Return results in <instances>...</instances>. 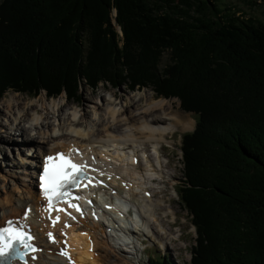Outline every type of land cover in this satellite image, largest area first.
Here are the masks:
<instances>
[{
	"label": "trees",
	"instance_id": "1",
	"mask_svg": "<svg viewBox=\"0 0 264 264\" xmlns=\"http://www.w3.org/2000/svg\"><path fill=\"white\" fill-rule=\"evenodd\" d=\"M100 83L195 116L178 195L190 264H264V26L212 0H1L0 99L76 101L81 84Z\"/></svg>",
	"mask_w": 264,
	"mask_h": 264
},
{
	"label": "bare ground",
	"instance_id": "2",
	"mask_svg": "<svg viewBox=\"0 0 264 264\" xmlns=\"http://www.w3.org/2000/svg\"><path fill=\"white\" fill-rule=\"evenodd\" d=\"M113 96H110L108 99L106 98L108 103L105 105L104 103H100V101L93 102V116L91 119L88 118V122H85L88 130H84L80 127L81 119L76 117V112H74V110V113L71 114V120L64 118L63 114H59L57 119L54 120V123H51L49 121L50 114L57 108V104L53 100L48 103L44 96L38 99V102H33L39 104L42 114L39 113L38 109L34 110V104L30 106L31 112L29 111L30 113H28L20 110L19 100L17 102L16 97L4 99L2 102L5 121L3 127L10 135H16L15 133L20 131V134H24L26 138H29L27 143L35 148L27 150L26 152L24 146H22L19 141L14 143L15 146H17L16 143L22 146V148H18L16 154L18 158H16V160L19 163V167L23 168V174L27 178L26 181H28V183L26 182L25 184V190L23 189L24 195L27 193L29 195L26 199L23 197L22 199L20 198L21 201L17 203L15 201L16 204H14L13 198L9 196L10 194L8 193L9 195H6L5 198L0 201V225L5 219L18 217L25 206H30L32 210L34 209L33 205L37 197L34 190V183L31 182V178L34 175V170L37 167L39 158L44 154H50L56 150H60V148L67 147L68 144H74L83 149L90 148L97 155H100L101 152H105L107 157L111 159L112 164L119 166L116 168V174L121 176L120 181L129 180L133 184V189L128 193H124L125 196L131 199L132 206L135 208L139 219V221L134 224L135 228L133 232L129 233L131 237L134 235L138 237L153 236L155 232L158 234L159 238L163 240L167 239L166 235L168 230L163 226L162 220H159L155 215L159 203L161 204L164 202H159L158 199L154 200V195H151L148 199L143 198L142 193L148 191V188H150L148 186L149 178H157L158 182H161V180L164 181V175L166 174L162 172V167L166 165L167 160L165 164H161L162 161L160 160L163 156L161 155L162 147L160 142L166 139L174 127L176 128L178 125L182 126L183 121L180 120L176 114L171 116V114L165 111L166 107L171 108V103L168 101L159 99L153 102L152 100V103L146 105V108L138 109L136 113L132 115L129 113L131 110L128 111L126 106L119 107L117 104H114L112 101ZM133 97L136 98L137 96L135 97V95H132V98ZM40 100L42 102H40ZM44 111H46V113H43ZM158 111L162 112L159 116L161 115L165 117V119L171 120V123L162 124V120H153L152 118L139 116L147 113L155 114L158 113ZM24 121H27L28 124L23 123ZM15 126L16 128H14ZM28 130L29 135H27ZM23 139L24 138L21 139V142L24 144ZM167 141L168 140L165 142ZM146 143L151 144L149 151L156 154L153 158L144 150V145ZM164 146L169 147L165 144ZM19 149L26 153L23 152L21 154ZM23 154L25 155L24 159ZM137 156L139 157L136 165H131V159ZM166 168H169L168 164ZM120 181L115 182L112 188L113 190L119 191L121 189L119 185ZM112 213L113 212H109V214ZM106 214L107 213H104V215ZM167 216L169 217V213ZM29 224L35 231L39 244L44 243L42 234L33 227L35 225V220L33 218L29 219ZM104 229L105 228L100 224L94 223L88 218L81 221L80 228L75 229L76 234L86 231L91 236L93 241L92 249L95 252V255L86 253L85 250L88 245H85L83 237L76 235L73 241L76 246L80 245L82 247V250L77 253L76 260L79 264H95L96 260L94 259H102L103 253L98 246L103 248L102 246H105L106 243L109 244L108 246L112 248L115 254L119 253L118 256L113 257V260L108 261V263L106 262V264H115V262L118 264H128L125 259L119 258L122 257L120 256L122 249L110 244L109 240L104 236ZM140 231L147 235H142ZM137 233H140V235ZM162 236L164 237L162 238ZM165 246L162 244V248ZM132 247H134V244ZM47 249L49 248H45L44 252L38 255L34 264H62L58 258L45 254L47 253ZM117 250H120V252Z\"/></svg>",
	"mask_w": 264,
	"mask_h": 264
},
{
	"label": "rangeland",
	"instance_id": "3",
	"mask_svg": "<svg viewBox=\"0 0 264 264\" xmlns=\"http://www.w3.org/2000/svg\"><path fill=\"white\" fill-rule=\"evenodd\" d=\"M212 2L217 4L218 8L223 12L224 15L228 14L229 16H232L244 22H251L253 24L259 23L264 26V0H212ZM189 14L192 13L189 12ZM167 64H169L168 55L164 53L160 58L158 68L163 69ZM132 95H135V97H137L132 98ZM42 96H44V93L42 92L35 98H31V96L8 91L0 99V201L4 199L6 195L9 194V196L13 198L14 204L20 202L22 197L24 199L28 197V193L24 195L25 184L26 182L28 183V181H26L27 178L23 174V168L19 167L18 165L19 163L16 160V158L18 157L16 156V154L18 152V148H22V146H24L26 152L27 150L35 148L31 147V145L27 143L29 138H26V135L24 134H20V131H17L15 133L17 136L13 134L10 135L3 127L5 121L3 116L4 106L2 105V102L6 98L10 99L11 97H16V101L18 102L19 100L18 103L21 107L20 110L30 113V106L34 104V110L38 109L39 113L42 114L39 104L33 103L38 99H41ZM110 96H113L112 101L114 102V104H117L119 107L126 106L128 111L133 110L132 112H129L132 115H134L138 109L146 108V105L152 103V100L153 102H155L161 99L155 98V96L149 89L128 91L123 85L113 89L109 85H101V83L95 89H89L87 86L81 84L80 89L78 91V99L76 101H66L64 99L63 94H60L59 96L54 98H46L45 96L44 97L48 103L49 101L51 102L53 100L57 104V108H55L54 110L52 109L53 111L50 114L49 121L51 123H54V120L57 119V116L59 114H63L64 118L71 120V114L76 112V117L81 119L80 127H82V129L84 130H88L87 124L85 122H88V120L91 119L93 116V102L100 101V103H104L105 105L108 103V100H106V98L108 99L110 98ZM161 100L168 101L171 103L172 109L166 107V112L171 114V116L176 114L177 117L183 121L182 126L178 125L176 126V128L174 127L171 133H169V135L166 137V139L160 142V145L162 147L161 155L163 156L161 158V161L163 164H165L167 160L166 165H169V168H166V165L162 167V172L166 174L164 175V181L161 180V182H158L157 184H150V188L153 189V199H158L159 202H164L161 204L159 203V207L156 209L155 215L159 220H162L163 226L168 230V233L166 235L167 239L163 240L159 238L158 234H156L155 232L153 236L138 237L134 235L131 237V235H124V237L121 238L119 245L115 243L114 246L122 249V252H120V250H117L118 252H120V256H122L119 258L125 259L128 264H147L148 260L152 258L159 259L163 258L164 256L170 261L171 264H188L190 258V251L194 245V233L189 224V217L183 211V208L175 195L176 189L180 181L182 180V166L180 163L179 151L180 137L183 133L192 131L194 127V117L189 113L181 111L179 109V102L176 99ZM40 102L42 101L40 100ZM43 113H46V111H44ZM161 113V111H158V113L155 114L147 113L141 114L139 116L152 118L153 120H162V124L171 123V120L165 119V117H162L161 115L159 116V114ZM27 121H24L23 123L28 124ZM14 128H16V126ZM28 132L29 130L27 131V135H29ZM22 138H24V144L21 142ZM166 140H168L167 142L169 144L165 142ZM18 141L22 146H19L17 143V146H15L14 143ZM164 144L169 147L164 146ZM150 145V143H146L144 145V148H146L147 146L151 148ZM20 150L21 149H19V152L21 154L25 152L23 150ZM24 158L25 155L23 154V159ZM10 173H12L13 175ZM31 182L33 183V177L31 178ZM168 213L169 217L167 216ZM164 236H162V238ZM177 236L179 237V239L175 242L170 239L172 237ZM161 243L166 246L162 248ZM133 244L134 247H132ZM108 245L109 244L106 243L105 246H102L103 248L98 246L103 253V258L94 259L96 260L95 264H103V262L104 264H106V262L108 263V261H112L113 257L119 255V253L115 254L112 248ZM115 264L118 263L115 262Z\"/></svg>",
	"mask_w": 264,
	"mask_h": 264
},
{
	"label": "snow or ice",
	"instance_id": "4",
	"mask_svg": "<svg viewBox=\"0 0 264 264\" xmlns=\"http://www.w3.org/2000/svg\"><path fill=\"white\" fill-rule=\"evenodd\" d=\"M73 152L76 150L73 149ZM57 160H63V163H53ZM95 162V161H93ZM88 165L86 163L77 165L71 160V155L65 158L63 153L57 154L56 157H46L44 161L43 172L40 175V188L41 194L47 201V207L44 209L46 212L64 211V209H57L55 206L70 197V191L74 188L81 187L82 181H89L91 183L94 178L87 175ZM96 171V169H91ZM102 174V173H101ZM100 183L96 181V184ZM87 187V185H84ZM95 186V184H93ZM74 199H80V197H73ZM69 207L75 208L80 211L79 206L69 203ZM30 211V210H29ZM27 212L25 213V218ZM52 226L54 227L59 221V216L52 219ZM69 225H65L68 227ZM49 238L55 242L53 234L48 233ZM33 239L32 236L22 231L13 228V222L8 221L7 226L0 229V261H8L9 259L19 258L23 259V255L20 253V248L31 251H35L32 245L29 243ZM26 254V252H25ZM64 254V253H61Z\"/></svg>",
	"mask_w": 264,
	"mask_h": 264
}]
</instances>
